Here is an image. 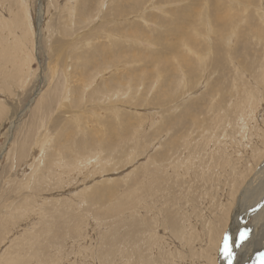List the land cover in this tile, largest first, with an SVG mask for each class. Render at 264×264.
Wrapping results in <instances>:
<instances>
[{
    "label": "rangeland",
    "instance_id": "374dc122",
    "mask_svg": "<svg viewBox=\"0 0 264 264\" xmlns=\"http://www.w3.org/2000/svg\"><path fill=\"white\" fill-rule=\"evenodd\" d=\"M71 1L0 0V123L4 127L7 116L15 119L13 128L8 131L5 127L0 134V264L11 259L24 264H196V260L201 264L212 261L264 264V217L261 221L259 216L264 212V189L254 204L249 202L252 193L247 187L264 178L263 155L252 156L254 145L257 143L259 148L261 145L262 132L257 127L264 122V89L250 74L249 78L244 77L245 81L251 79L250 89L257 86L262 89L256 91L259 123L253 124L252 118L235 121V131L227 126L229 136L221 132L230 118H224L216 129L210 119L232 111L231 105L239 100L228 101L226 95L227 100L221 105L225 111L221 112L205 108L209 101L202 104L198 101L214 84L218 73L211 82L201 75L194 90L189 93L186 92L189 87L183 90L187 95H182L178 104L197 101L193 111L200 122L194 124L189 120L175 126L174 119L182 115L186 105L171 107L179 94L174 98L172 94L171 99L163 96L170 83L160 93L156 92L159 87L150 90L157 81L156 73L160 74L159 69L155 71L153 60L160 45L155 46L151 41L173 43L176 47L172 51L179 52L188 38L184 33L196 30L201 47L207 46L213 55H208L206 60L214 59V11L218 7L229 14L230 7L236 9L239 3L236 0H108L101 6L102 0H78L70 20L71 9L67 5ZM251 1L248 11L258 12L259 5L264 4V0ZM25 11L32 15V31L30 27L27 29ZM22 30L32 32L31 37L24 39ZM20 37L25 41L23 46ZM100 44L107 49L105 58L97 52ZM260 46L256 49L263 51ZM161 52L158 56L166 55L165 61L176 55L175 51L174 54ZM94 54L97 60L87 67L86 76L81 67L83 59ZM251 62L258 73L260 64L256 59ZM65 70L72 75V86L76 87L103 73L91 90L80 92L83 99L80 106L70 102V106L59 107V92L55 90L64 86ZM11 73L15 78L9 79ZM148 73L154 75L148 81L143 80ZM158 76L157 85L161 86L164 76L162 72ZM126 82L133 85V90L124 96L125 100L102 102L91 94L96 88L108 85L113 90ZM162 113L167 116L166 121ZM107 122L117 130L111 141L107 138L110 132ZM249 122L252 126L247 128L254 136L251 142L241 131ZM214 135L213 142L206 144L201 153L194 149L193 146L202 148L205 137ZM66 139L72 148L82 142L90 143L91 150L104 148L103 157L111 156L113 161L105 172L83 167L82 172L76 170L68 177L66 166L54 171L55 179L51 182L41 179L45 175L46 158L54 149L53 145L51 149L48 146L56 141L58 146L61 142L63 145ZM46 148L50 149L47 157L40 161L39 154ZM132 150L136 157L127 165V157L123 156ZM221 152L229 155L230 164L227 165ZM151 157L156 162L149 166ZM37 165L42 167L40 172ZM36 169L38 180L33 178ZM85 188L88 190L83 198ZM96 192L98 196L93 198ZM235 210L237 214L232 217ZM212 225L218 226L221 240L208 250V231ZM245 230L247 237L241 239ZM226 245L230 256L225 253ZM206 250L207 256L211 252L209 259L204 255Z\"/></svg>",
    "mask_w": 264,
    "mask_h": 264
},
{
    "label": "bare ground",
    "instance_id": "6f19581e",
    "mask_svg": "<svg viewBox=\"0 0 264 264\" xmlns=\"http://www.w3.org/2000/svg\"><path fill=\"white\" fill-rule=\"evenodd\" d=\"M77 1L78 0H73V1L70 2V4L68 3V5H67L69 7L68 9H71L70 12H69L71 14L70 20L72 19L73 15H74V12H76ZM107 1L108 0H102L101 6H103V4L106 3ZM118 1H120V0H118ZM236 1H237V3H239V5L236 6V9H232L230 7L229 14L228 13L225 14L224 12H221V10L218 7L214 11L213 19L215 20V23H216V28H215L216 31L214 32L215 36H214V39H213L214 46H212V50H213V53H214V59H212V57H211L210 60H206V57L208 55L209 56H213V55L211 53V50L207 46L205 47V49L203 47H201L202 43H200V41H199L200 38L198 37L196 30L191 32L192 34L191 33L189 34L187 32H186V34L184 33V36L187 35V37H188L186 39V41H185V44H184V42H182V45L184 44L182 47H183V50H185V51H183L181 49H180L181 51H179V52H176V50L172 51V49L176 47V46H174L173 43L172 44H168L165 41H161V40L153 41V42L151 41V43H153L155 46L157 45V43L160 45V48L158 50L159 52L156 55L157 57L153 58V60L156 63L155 71L159 69L158 72L160 74L162 72V74L164 76V81H163L164 83H162V85L160 84L161 86L157 85V83L159 82V80H158L159 76L158 75H160V74L156 73L157 81L156 82L153 81L154 83L152 84L153 86L150 87V90L152 88L154 90L157 87H159V89H157L156 92L160 93L163 88H166L167 83L168 84L170 83V89L166 90V92H163L162 93V94H164L163 96L167 97V98H170L169 96H172V94H173L172 98H174V96L178 93L179 94L178 98H177L178 101H176L173 104L175 99L171 100L170 102H171V104H173V106H171V107H174V108L177 107L178 108L181 105H186L184 107L182 115L177 116L178 118H176V120L174 119L175 126L177 124H180L183 121H189V120L191 121L192 124L197 123L198 121L200 122L199 116L196 115L194 113V111H193V109L197 106L196 105L197 101L191 102L189 104H187V102H180V104H178V103L183 98L184 94H186V92L189 93V91L194 90L196 88V86L200 82V79L202 78L201 75L206 77L205 79L208 80V82H211L212 76L214 74H216V73H218V76L216 78H214V80H213L214 84L212 86H209L208 90L205 91V93L202 92L203 93L202 94V98H201V100H198V101H201V104L202 103H207V101H209L208 104H206L205 106L203 105V106L205 108H210V109H212L214 111H220V110L222 111V109H224V111H225L224 106L222 107L221 105H222L223 101L227 100L226 95L229 97L228 101H232V99H234V98H236L239 101L238 102L236 101L235 105H231L232 111H226V112H224L223 115H221L219 113V115H217L216 118L210 119L213 122V126L212 127H214V129H216L218 127V125L224 121V118H226V117H228V119L230 118V122L229 123H224L226 126L223 125L224 127L222 128V132H221V134H223L225 136H229L230 131L227 128V126H229L232 131H235V128H233V124L235 125V123H236L235 121L241 122V119L249 121V119L252 118L253 119V124L255 123L256 125H258V123H259V121H258V113H257L258 112V110H257L258 109V95L256 94V91L260 92V91H262V89H264V4L259 5V7H258L259 10H257L258 12H256V11H248L247 6L250 7L251 4L253 3L251 0H236ZM229 2H232V0L231 1L229 0ZM117 4H118V2H117ZM240 6H243V8H240ZM39 8H41L40 9V14H42V11H43L42 3L40 4ZM262 10H263V13H260V11H262ZM112 12L114 13V10ZM25 13H26L25 14V20H27L28 24H29V26H27V29L30 27V30L31 29L33 30L34 26L31 23L32 15L27 13L26 11H25ZM118 14H120V10L119 9H118ZM130 14H133V13H130ZM142 15L145 16L144 13ZM38 17H40V15ZM113 17H114V15H113ZM143 18H144V20H146L145 17H143ZM16 20H17L18 24H20V19L16 18ZM27 21L25 22V24L27 23ZM147 22H149V21H147ZM36 24L38 25V29H41L40 28V26H41L40 21H37ZM134 27H137V26L135 25ZM20 30H21V28H20ZM23 32H22L23 33L22 35L24 36V39L28 38L29 36L31 37L32 32L29 33V31L27 32V30H25ZM37 35L39 37V33ZM108 35H109L108 37H110L111 34H108ZM137 37H139V36H137ZM19 39H21V46H23V44H25L24 39L21 38V37ZM31 41H32V38H31ZM116 41H118V40H116ZM187 41L189 43H191L193 46L191 47L190 44L187 45V43H188ZM259 44H261L260 48L263 51H258L256 49V46L259 45ZM64 47L65 46H63V48ZM97 48H98L97 52H98L99 56L104 57V58H105V56L107 57V55H108V53H106L107 49H105L104 46L101 45V46H99ZM161 50L170 51L172 53L175 51L174 53H176V55L171 58V61H165L164 58H166V55H165V57L164 56H158L160 54ZM25 52H24V54H26ZM198 52H200L201 54L203 53V54L200 56V54ZM65 56H66V54H65ZM199 56H200V58H199ZM251 59H253V60L256 59L257 62L260 64V66H259L260 67V71L258 73H256V71H255L256 69H254V64H253V62H251ZM96 60H97V55H95V54L91 58L83 59L84 62L81 65V67H82V69H85L84 75H86L85 72L88 69L87 67H91V64L95 63ZM27 61H28V56L26 55V57L24 58V62L26 63ZM98 62H99V60H98ZM75 63H76V61H75ZM65 68H66V66H65ZM108 70L109 69H107V71L105 70V72H108ZM151 74L154 75V73L145 74L143 76L144 77L143 80L147 79V81H148L149 77H151ZM248 74H250V76L252 78H255V80L256 79L258 80L257 83H259L258 85H261L262 89H260L258 86H257V88H259V89H257V88L255 89L254 87H252L250 89L251 79H249L247 81H245V79H244V77H246V78L250 77V76H248ZM102 75H103V73L99 72L91 80L87 79L85 81L87 83H85V82L84 83H80V85H78L76 87V86H72V84H73V80H72V77H71L72 75H70L68 73V71L65 70V75L63 74V76H64V86L60 85L59 88H57V90H55L57 93L59 92L58 97H57V100H58V102L60 104L59 107L65 108V106H68V104L70 102L71 103L73 102V103H75V104L80 106V101H82L81 104H83L82 96H79L80 92H81V94H83V93H87L89 90H91V88L95 84V81H97V77L102 76ZM12 78H15V75L13 73H11L10 76H9V79H12ZM127 85H128L127 82H126V84H122L121 83L120 85H118L117 88H115L113 90L112 89L110 90L108 85H106V86H103L102 88H96L95 91H93L91 94L96 96L95 97L96 100H99V101H102V102L103 101H106V102L121 101V100H125L124 96L128 92L133 90L132 89L133 85L131 83L128 86ZM191 85H194V87L192 88ZM73 87H76L77 89H74ZM185 87H187V88L189 87L188 91H186V92L183 91ZM246 89H248V93H246ZM169 91H170V93H169ZM157 93L155 95V97L157 98L156 100H158L160 98ZM91 94H89V95H91ZM76 95H78V96H76ZM159 100H158V102H160ZM70 104H69V106H70ZM251 104H252V108H250ZM248 108H250V109H248ZM69 109H70V107H69ZM69 109H66V111L69 110ZM70 113H71V111H70ZM163 114L164 113H162L161 117H163V119L165 118V121H166L167 116H165ZM202 114H204V113H201V115ZM7 117H9V119H8V122L5 124L4 127L0 123V134L4 133L5 127H7L6 130L10 131L13 128V126H14V120L15 119L13 118V116L12 117L11 116H7ZM203 121H202V123H203ZM171 122H173V121H171ZM171 122H169V123H171ZM250 124H252V123L249 122L246 125H243V127L241 128V131L244 133V138H247L248 141L251 142V139H252V136H253V131L250 130L251 126H252V125L250 126ZM263 124H264V122L262 121L259 124L260 126L257 127L262 132V136L260 137V139H261L260 148L258 147L259 145H257V143L255 142L256 145H254V147L252 149V152H253L252 156L257 157V158L260 157V154L263 155V158H264V126H263ZM75 125H77V124H75ZM106 126H107V129L110 130V132H107L108 135L107 134L106 135H107L108 141H111L112 140V134H114L117 130H114L115 127L113 125L111 126V122L110 123L107 122ZM247 126H250V129H249V127L247 128ZM220 127H222V126H220ZM126 128H127V126H126ZM62 129H64V128H62ZM167 129H168V127H167ZM123 131H124V129H123ZM59 135H62V134H59ZM257 135H259V134H257ZM214 138H215V135L212 138L205 137V141L202 142V144H204V145L200 144L202 146V148H200V149L196 148V146H193V147H194V149H196V151L198 150V153H201V150H203V148H205V146L211 144L213 142ZM60 139H58V140H60ZM93 139H96V138H93ZM56 142H55V144L51 143L50 146H48L50 149H51L52 145L54 147V149H53V151H52L50 156L47 157L48 151L50 150L49 148H46L45 150L42 149V154H39V156L41 157L40 161L47 157L46 159L48 161H47L46 165H44V169L43 170H44V174L45 175L47 173L48 174L46 176L43 175V176L40 177L38 175V172H37V169H36V171L33 173L34 177L32 176L35 180H38L39 179L38 177H40L41 179H45V181H48V182L50 181L51 182L53 179H55L53 177L54 171L59 172L60 168H62V167L65 168L66 166L69 167V170L67 171V173L65 175V176L68 175V177H69L70 174H73L76 170L79 171V172H82V168L83 167H86V168L88 167L87 169L90 168V169H94V170H95V168L96 169L98 168L95 172H97V171L98 172H101V171L105 172V170L108 168V165L110 163H112V161H113L111 159V156L103 157V154L105 152L104 148H103V150L101 148L96 149V150L95 149L93 150V148H92V150H91V147H89L90 143H89V145L84 143V142L79 143V144L76 143V146L82 145V147L81 148H79V147L75 148L76 146H74L72 148V146H68V143L70 141H68V143H66L67 139L65 140L63 145H61L62 144V142H61V144L58 146V144ZM95 142H96V140H95ZM104 142H102V144ZM241 142L243 143L245 141H241ZM61 146H62V150L60 151V147ZM105 146L106 145L104 144L103 147H105ZM193 147L191 146V149ZM105 148H107V147H105ZM261 149H263V151ZM148 150L149 149H147V151ZM151 150H152V148L150 149V151ZM57 152H59V156L57 155ZM223 153H222V157L227 159V162H228L227 165L230 164L231 163V159H229L230 158L229 155L227 153H224V155H223ZM126 157H127V161H126L127 165L131 164L134 161L135 157H136V156H134V150L128 152V154L123 156V158H126ZM150 159H152V161L149 163V166L156 162L155 158L151 157ZM217 159H219V158H217ZM37 166L39 167L38 171L40 172L42 170V167H41V165H37ZM110 167L111 166H109V168ZM65 179H66V177H65ZM257 180L254 183H251V184H249V186H247V187H249V190H248L249 193H252L250 195L251 199H250L249 202L254 203V204L257 202L256 198L259 199V197H261L263 189H264L263 186L261 187V183L263 184L264 178L260 179L259 182H257ZM261 180H262V182H261ZM249 181H251V180H249ZM252 181H254V180H252ZM248 182L245 181V183H248ZM256 182H257V184H256ZM58 183L61 184L62 182L58 181ZM87 190L88 189L83 191V194H82L83 198H84V196H85L84 194L86 193ZM250 190H251V192H250ZM97 196H98V192H96L93 195V198H97ZM243 196H245V195H243ZM82 200H84V199H82ZM232 200H233V198H232ZM259 211H258V214H259ZM263 213L264 212L261 211L260 214H259L260 218L262 217L261 221H262V219L264 217ZM236 214L237 213H236V210H235L232 213V217H234ZM231 218L229 219V221H231ZM224 220H225V218H224ZM222 223H224V221ZM224 224H225V226L227 228L228 223H224ZM213 225H212V227H213ZM218 232H219L218 226L209 229V231H208V235H209L208 250H210V245L211 246L213 245V248H214V246L218 242H220L221 238L219 239ZM228 232H227V234H228ZM228 237L229 236L227 235L226 238H228ZM212 250L215 251L216 249H212ZM207 254H208V252L206 250L204 255L207 256ZM213 255L214 254H212V257H213ZM207 257H208V259L211 257V252L209 253V256H207ZM5 262H7V264H24V263H26L24 261H23L24 263L21 262V261H12V259H11V261H5ZM195 262H196V264L200 263L197 260ZM152 264H154V263H152ZM212 264H214L213 261H212Z\"/></svg>",
    "mask_w": 264,
    "mask_h": 264
},
{
    "label": "snow or ice",
    "instance_id": "6c2138e0",
    "mask_svg": "<svg viewBox=\"0 0 264 264\" xmlns=\"http://www.w3.org/2000/svg\"><path fill=\"white\" fill-rule=\"evenodd\" d=\"M247 237V230H245L243 233H241V239H245ZM225 253H226V255H231V253H229L228 251H227V245L225 246Z\"/></svg>",
    "mask_w": 264,
    "mask_h": 264
}]
</instances>
